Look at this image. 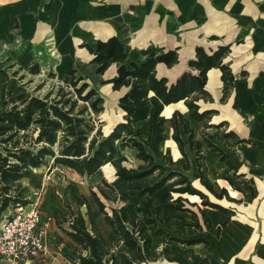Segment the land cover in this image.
<instances>
[{
	"label": "trees",
	"instance_id": "16d2710c",
	"mask_svg": "<svg viewBox=\"0 0 264 264\" xmlns=\"http://www.w3.org/2000/svg\"><path fill=\"white\" fill-rule=\"evenodd\" d=\"M82 47L88 50L92 59L86 64H71L68 73L60 75L62 82L57 89L49 90L44 96L28 95L23 89L15 92L7 83L0 84V219L10 207L30 202L26 193L29 187L18 182L29 178L32 169L42 167L52 159L53 167L62 165L87 179L100 175L101 182L96 185L97 189H91V197L116 235L113 242L106 239L87 198L85 214L68 205L69 215H65L68 224L62 229L77 243V264H144L171 255L170 242L184 247L208 244L207 236H201L204 226L215 236L219 231L214 232L202 206L228 212L213 201L211 195L229 201L237 199L231 197L225 187L216 191L204 178V144L236 172L229 156L216 142L232 149L230 138L235 144L246 141L231 130L210 134L209 129H223L227 122L212 123L218 111L203 106L213 101L206 89L208 72L212 68L222 70V100L237 81L230 66L224 62L230 46H220L212 52L198 46L195 59L189 62L191 70L182 73L175 82L159 76L157 65L163 62L173 66L179 59L177 50L150 47L142 51L147 58L137 62L129 59L128 45L119 36L94 40ZM114 64L117 65L116 74L102 83L112 84L114 90L125 89L118 100L124 115L105 132L101 121L105 98L96 84L97 78ZM30 70L39 73L40 65L36 63ZM0 72L7 77L1 66ZM179 101L185 102L190 117L202 121L205 129L203 139L196 140L189 119L180 110H175L171 118L173 139L182 153L175 160L171 148L161 151L166 122L163 111L166 106ZM183 135L188 137L190 148L196 152L197 178L204 189L196 186L185 173L191 169V163ZM125 148L134 149L136 157L143 162L137 168L122 166L116 173L119 182L127 183L126 201L131 197L130 192L145 199L135 209H130L126 203L113 206L119 201V191L104 177L102 170L110 155ZM166 165L172 169L168 171ZM165 187L175 209L186 212L180 225H176L163 205L155 200V195ZM185 195L198 196L201 202H191ZM187 203L196 206L198 211ZM199 216L204 225L197 222ZM155 236H162L165 243L161 252L153 250ZM191 251L185 250L186 254Z\"/></svg>",
	"mask_w": 264,
	"mask_h": 264
},
{
	"label": "crops",
	"instance_id": "0c3cea01",
	"mask_svg": "<svg viewBox=\"0 0 264 264\" xmlns=\"http://www.w3.org/2000/svg\"><path fill=\"white\" fill-rule=\"evenodd\" d=\"M112 36H119L128 45L129 59L137 62L147 58L142 51L150 47L164 51L177 50V63L171 67L163 62L157 65L158 75L167 77L170 82H175L182 73L191 70L189 62L195 59L198 46H204L208 52H212L220 46L229 45L230 52L224 62L230 66L237 81L226 99L222 100V70L212 68L208 72L206 89L213 101L204 103L203 106L218 111L213 116L212 123L227 122L226 127L221 128L222 131H234L246 140L235 144L234 139L230 138L228 141L233 144L232 149H227L223 143H217L229 156L236 172L231 171L229 165L204 144L206 159L203 168L207 172L209 184L218 192L223 187L227 188L230 196L237 199L229 201L211 195V199L227 208L228 212L202 206L211 220L214 232L219 231V235L215 236L204 226L201 236H207L208 244L198 243L184 247L170 242L171 255H163L144 264H264V0H0V63L15 52L40 51L45 41L50 42L54 38L59 46L70 49L72 45H76L79 46L77 48L86 49L82 47L84 43L107 40ZM86 51L89 62L92 56L87 49ZM116 71L117 65L114 64L105 74L109 72L107 78H110ZM3 79L4 76L0 73V84ZM107 84L112 87V84ZM115 91L120 93V97L125 89ZM175 110H180L189 119L196 140L203 139L205 126L202 121L190 117L184 101L165 107V140L161 143V151L162 148L165 151L171 148L172 155L174 157L176 154L177 158L174 159L177 160L182 153L173 139L171 118ZM183 139L191 163L188 171L194 167L198 171L196 152L190 148L188 137L183 135ZM190 152L194 153V162ZM34 170L40 171L41 167ZM70 171L82 177L75 170ZM231 172L239 176L245 185L240 191H233L234 193L229 190L223 178L225 174L231 179ZM97 177L98 175L91 177L85 187L79 184L75 188L69 186L63 198L76 203L77 207L67 202L66 211L58 203L60 199L54 192L55 184L47 183L43 203L45 215L54 218L48 236L51 256L45 262L34 260L28 264H77V243L63 231L62 226L68 224V219H65V215H69L68 205L86 213L85 198L106 239L109 242L115 240L113 229L105 221L94 200L91 201L93 187L90 185ZM18 183L29 187L31 191L41 188L40 181L35 177L24 178ZM201 186L203 187L202 184ZM201 186L198 187L202 188ZM160 203L172 217L169 208ZM194 207L191 208L198 211ZM173 209L179 215V224L173 218L172 220L180 225L181 217L186 212L176 210L174 206ZM10 210L11 207L3 214L0 223ZM197 222L203 224L201 216ZM164 246L162 236H155L153 250L161 252ZM186 248L192 251L186 254Z\"/></svg>",
	"mask_w": 264,
	"mask_h": 264
},
{
	"label": "rangeland",
	"instance_id": "374dc122",
	"mask_svg": "<svg viewBox=\"0 0 264 264\" xmlns=\"http://www.w3.org/2000/svg\"><path fill=\"white\" fill-rule=\"evenodd\" d=\"M77 47L79 46L72 45L69 49V47L67 46H59L54 38L50 42L45 41V43L43 44V49H41L40 51L25 50L18 53L15 52L11 56H9V59L4 58L3 62L0 63V66L7 73V77L2 73L4 79L1 84L7 83V86L15 92H19L21 89H23L24 92H26V94L28 95L44 96L49 90L57 89L58 84L62 82L60 79V75L68 73L70 64L77 62L85 64L88 63L89 57L87 55L86 49ZM36 63L40 65L41 70L39 73H33L30 70L31 66ZM52 73H55V75L52 76ZM109 74L110 73L108 72L107 74L99 76L97 78L98 84H96L98 91L105 98V111L101 115V121H103L102 125L105 132H108L114 124H116L122 119L123 116V113L118 105L120 93L118 91L113 90L111 85L107 83H102V80H105V78H107ZM99 122L100 121H98L97 124H100ZM208 132L210 134L214 132H222V129L217 130L215 128H212L209 129ZM206 148L208 149V147ZM162 152H165L164 148H162ZM176 156L177 155L175 154L174 158H177ZM190 157L194 162V153L190 152ZM142 163L143 162L136 157V151L131 148L121 149L116 154L110 155L108 157L107 161L104 164L105 167L103 174L105 178L108 181L112 182L119 191V201L113 203V206H118L123 203H126L127 206L131 209L138 205H142L145 202V199L139 198L133 192H130L131 197L128 201H126L125 194L127 192V183H119L116 177V173H114V171L119 170V168L122 166H126L128 168H137ZM166 167L168 171L172 169L170 165H166ZM202 171L204 178L209 182L205 168H203ZM47 172H52V177L46 182L45 186L47 185V183L55 184L54 192L57 198L60 199L58 203L60 204V206L65 207V211L67 202H71L69 199L65 201L63 198V195H65L66 190L69 188V186L75 188V186L79 184L80 186L85 187L87 186V183L90 180L85 177H78L77 175H75V173H72L69 168H66L64 166L62 167L61 165H57L53 167L52 159H48L47 163L41 167L40 171H35L34 169H32L30 177H35L37 181H40L42 186L45 180L44 176ZM186 174L192 180H194L196 185L201 186L200 180L197 178V168L194 167L191 171L186 172ZM229 176L231 179H228L225 174L223 176L229 190H231L232 192L235 190L240 191V188L245 187L239 176H235L233 172L229 173ZM98 182H101L100 175H98L97 179H95V181L91 183L90 187L92 186L94 189H97L96 185L98 184ZM36 187L38 188V185ZM76 190L77 193H79L78 188H76ZM38 191L39 190L37 189L36 191H31L29 189L26 193L29 197H32L35 196ZM237 194H239L238 196H242L241 193ZM185 196L189 198L191 202H201L199 197L191 195ZM44 198L45 190H43V202ZM155 200L162 202L166 207H168L169 211L173 214V220L177 224H179V215H177V213L175 214V212L173 211L174 201L170 199L169 192L166 187L155 195ZM91 201L93 202L92 197ZM71 203L72 206H74L75 208L77 207L76 203ZM187 205L190 207H194L189 203H187ZM81 206L84 210L86 209L84 203H82ZM187 228L191 229L189 227Z\"/></svg>",
	"mask_w": 264,
	"mask_h": 264
},
{
	"label": "built area",
	"instance_id": "2783aa9c",
	"mask_svg": "<svg viewBox=\"0 0 264 264\" xmlns=\"http://www.w3.org/2000/svg\"><path fill=\"white\" fill-rule=\"evenodd\" d=\"M52 172L44 176V183L26 205L12 206L0 223V264H28L45 262L51 256L48 236L54 218L45 215L43 190Z\"/></svg>",
	"mask_w": 264,
	"mask_h": 264
}]
</instances>
